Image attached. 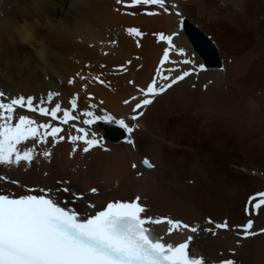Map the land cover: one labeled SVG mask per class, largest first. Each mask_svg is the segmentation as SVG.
<instances>
[{"label": "bare ground", "instance_id": "obj_1", "mask_svg": "<svg viewBox=\"0 0 264 264\" xmlns=\"http://www.w3.org/2000/svg\"><path fill=\"white\" fill-rule=\"evenodd\" d=\"M166 2L177 4L185 21L209 37L220 65L206 66V71L173 86L138 110L143 116L131 121L135 103L131 98L139 99V88L151 82L168 46L158 40L159 33L178 30L174 44L202 63L171 10L166 14L158 6H130L131 0L122 4L0 0L4 102L7 97L32 95L37 104L44 100L43 107L60 103L69 108L75 96L80 119L70 123L84 127L89 135L101 136V128L82 124L85 110L125 115L129 123L139 125L132 132L134 146L103 139V148L85 153L82 141L68 140L69 134L82 135L76 129L51 117L18 111L62 131L55 142L51 137L46 143L22 142L21 149L34 147V159L31 164L0 166V177L6 181L0 183V190L23 194V188L53 193L68 188L57 193L58 202L82 213L83 209L93 212L89 204L99 210L109 201L139 196L147 216L169 217L200 229L168 235L166 223L155 226V234L166 241L182 242L193 236L191 248L212 261L232 258L237 264H264V233L245 239L235 228L249 218L254 221L253 231L264 228V210L256 212L249 206V213L245 212L249 196L264 191V0H226L224 5L220 0ZM148 11L160 14L149 16ZM132 27L143 35L128 34ZM178 58L170 53V59ZM169 67L166 62L162 74ZM48 92L60 95L48 101ZM125 100L130 103L124 104ZM93 104L95 109L90 107ZM44 151L50 157H44ZM144 158L155 167L147 168ZM92 188L97 192L92 193ZM225 221L228 229L215 228V223ZM208 228L215 235L203 230Z\"/></svg>", "mask_w": 264, "mask_h": 264}, {"label": "snow or ice", "instance_id": "obj_2", "mask_svg": "<svg viewBox=\"0 0 264 264\" xmlns=\"http://www.w3.org/2000/svg\"><path fill=\"white\" fill-rule=\"evenodd\" d=\"M117 4L124 3V0H116ZM226 0H220L224 5ZM158 6L163 13L170 10L178 20V28L183 27L185 19L177 10L175 3H168L166 0H131L130 6ZM239 10L238 4H233ZM149 16L158 15L156 11H148ZM128 34L143 35L137 28H128ZM180 32L173 31L171 34H158L159 41H166L159 65L155 70V76L146 88H139L140 97H132L134 107L131 109V121H137L143 116V107L151 105L154 99L170 90L173 86L190 78L194 73L206 71L204 63L197 62L191 55L186 53L185 48L177 47L174 38ZM170 53L177 54L178 59H170ZM169 63L167 74H162V66ZM130 63V61H129ZM81 79H84L81 77ZM94 79L100 83L99 77ZM69 84L73 83L69 79ZM129 83H133L129 81ZM211 83V82H209ZM207 87V85H205ZM59 93L48 92L47 100L52 101L53 96ZM6 93L0 91V166H19L22 163L31 164L34 159V147L21 149L22 142L30 139L35 143H46L47 138L56 141L57 134L62 128L52 123H38L36 119L28 114H18L27 108L29 113H39L42 117H51L52 121H60L63 125H69L82 135H68V140L73 142H83V152L87 153L95 147L103 148V137L92 132L90 135L84 127H77L75 123L79 120L78 115L73 111L77 109V98L73 96L70 100V108H62L60 103H55L54 107H43L44 100L35 103L32 95H18L7 97ZM138 99V102H136ZM125 100L124 104H129ZM95 109L96 105H90ZM102 115L96 111L85 110L82 120L83 125H94L97 122L114 124L125 133L126 142L134 146L131 133L139 125L129 123L124 117L117 118L101 109ZM62 113V115H59ZM44 131L41 132L40 130ZM50 129V131H49ZM64 136H59V140H64ZM76 151V148H73ZM49 151H44V157H50ZM142 163L149 169L153 165L147 158ZM133 168L136 167L134 164ZM138 175H140L138 173ZM0 179H4L0 177ZM17 184V181H10ZM34 190L26 189L28 194L15 195L5 194L0 190V264H237L232 258H225L212 261L209 258L196 252L191 248L193 236H188L182 242H168L163 236L155 234V226L167 224L166 234L171 235L176 232L183 233V230H190L197 233L200 229L190 226L180 220L169 217L147 216V209L141 203V197L134 199L109 201L106 205L96 210V205L89 204L92 213H82L75 207H70L67 203L58 202L56 198L59 191L68 192V188L58 189L53 193L50 189H39L41 194H30ZM92 193L97 189L92 188ZM74 198H79L73 194ZM249 206L253 211L264 210V191H258L249 196L248 205L245 212L249 213ZM209 223H213L209 221ZM253 219H247L242 225H236L239 229L238 236L242 238L255 237L264 233V228L253 231ZM216 229H228L227 221L215 223ZM215 235V232L208 228L203 229ZM239 243V240L237 241Z\"/></svg>", "mask_w": 264, "mask_h": 264}, {"label": "water", "instance_id": "obj_3", "mask_svg": "<svg viewBox=\"0 0 264 264\" xmlns=\"http://www.w3.org/2000/svg\"><path fill=\"white\" fill-rule=\"evenodd\" d=\"M183 29L192 47L201 56L205 65L211 67L219 66L220 57L214 43L204 33H201L197 27L189 25L186 21Z\"/></svg>", "mask_w": 264, "mask_h": 264}]
</instances>
